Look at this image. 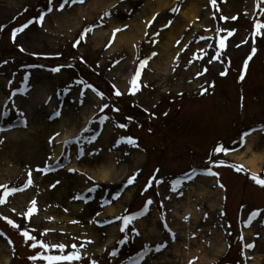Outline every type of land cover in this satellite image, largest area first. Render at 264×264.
<instances>
[{
    "label": "rangeland",
    "instance_id": "1",
    "mask_svg": "<svg viewBox=\"0 0 264 264\" xmlns=\"http://www.w3.org/2000/svg\"><path fill=\"white\" fill-rule=\"evenodd\" d=\"M152 1L117 0L113 7L105 8L100 0H70L67 4L64 0H0V127L29 120L28 128L14 131L23 138L0 131V198L10 188L24 189L29 172L33 181L30 188L0 204V230L5 233L0 235L1 264H46L30 259L41 249L33 250V241H27L22 231L49 245H66L68 253L76 245L83 259L72 264H127L123 253L128 257L140 250L133 249L131 243L123 245L122 253L120 247H105L120 238L121 221L106 227L98 224L137 210L148 198L151 214L139 226L133 223V230L139 231L134 237L140 248L152 249L157 241L166 242V233H151L152 220L159 229L160 221L173 225V209L185 203L188 195L200 207L223 204L220 199L224 191L217 187V179L198 177L190 184L174 186L175 177L186 176L197 167L217 169L223 177L232 214L244 206L240 227L241 232L248 231L243 242L248 253L242 256L232 252L224 260L226 251L213 259L264 264V228L257 225L250 232L245 227V219L256 208L261 209L259 219L264 221V187L251 175L229 167L234 162L228 155L214 151L221 144L236 153L249 145L254 152L264 150V35L256 42L251 35L257 23L264 24V0H217L215 7L211 0H168L170 8L146 15ZM96 3L99 6H94ZM192 4L199 9L194 21L184 16ZM48 6L51 11L46 10ZM177 7L178 13L172 11ZM45 11L48 14L41 26L38 18ZM29 20L34 23L25 24ZM144 21H148L147 26ZM136 24L143 25L145 34L136 43L120 45L117 34L108 47L116 34L113 27L128 33ZM24 25L28 27L13 41L15 30ZM172 25L180 28L166 48ZM89 28L94 32L85 42L83 33ZM260 32L264 33V28ZM253 48L259 53L244 75L246 58ZM144 59L149 62L141 74L139 90L132 94L130 82ZM56 68L60 71H53ZM225 72L227 75H222ZM39 89L49 98L36 95ZM117 90L122 95L117 96ZM242 94L246 96L244 108L238 104ZM26 112L31 115L29 119ZM58 112L61 118H55ZM72 132L71 138L64 139ZM245 133L249 135L241 146ZM128 138L136 144L128 143ZM59 147L62 153L55 160L53 155ZM107 158L116 175L126 173L123 179L96 182L89 174L92 181L84 178L82 169H92ZM56 162L67 163L68 168L48 175L40 171ZM69 164H76L80 171L73 173ZM134 175L135 182L124 189L123 184ZM80 180L83 183L78 187ZM150 184V193L140 196ZM86 188L91 194L82 202H74ZM202 189L207 193L200 197ZM60 192L62 198L57 195ZM14 196L25 198L24 206H18L20 201ZM33 201L37 207L29 219L27 212ZM210 214L207 225L221 232L225 214L220 210ZM9 220L20 228H14ZM234 233H239L238 229L228 230V235L221 237L223 243ZM249 244L255 247H247ZM113 252H119L117 258ZM150 256L146 264H181L172 252L154 261Z\"/></svg>",
    "mask_w": 264,
    "mask_h": 264
},
{
    "label": "bare ground",
    "instance_id": "2",
    "mask_svg": "<svg viewBox=\"0 0 264 264\" xmlns=\"http://www.w3.org/2000/svg\"><path fill=\"white\" fill-rule=\"evenodd\" d=\"M115 1L117 0H100L99 4L102 5V7L105 8H109V7H113L115 5ZM154 2V3H153ZM99 4H95L94 6H99ZM172 6V3L169 2L168 0H154L151 2L150 6L147 8V10H145V14L148 15L149 12H160L163 11L165 8H170ZM198 7L194 4L191 5L190 9L188 10V13H185L184 16L189 17V19L191 20H195L196 18H198L199 12H198ZM150 21V20H149ZM145 22H143L144 24ZM148 23V21L146 22V24ZM142 24L139 25H133L132 26V30L129 31L128 33H121L119 32V35L117 37V42L121 45V44H125V43H136L138 41L139 38H141V36L145 35L143 34V32L141 31L142 28ZM180 28L179 25H172L171 26V30L169 31V33L166 36V48L170 47V43L174 40V38L176 37V33L178 32V29ZM113 29H120L118 26L113 27ZM36 95H40L43 96V99H47L49 98V94L44 92L42 89H39ZM1 111V109H0ZM27 111L29 112V109H27ZM28 112H26V117L29 119L31 115L28 114ZM84 120H86V118L84 117ZM75 134V132H72L70 134L66 135V140H68L69 138H71L73 135ZM7 135H10L11 137L13 136L16 139H19L18 137V132H12L9 131ZM20 138H23V135H21ZM62 153V147H59L56 149L55 153H54V159L57 160L59 159L60 155ZM231 159L234 160L236 163H238L239 165L244 166L246 169H249L250 172H252L253 174H260L262 171V167H263V163H264V150L259 152H254L252 150V145H249L244 152L241 153H236V154H232L230 155ZM74 168L78 171L79 167L74 164L70 166V169ZM83 174L86 176L84 178H87V175L89 174L90 177L94 178L97 181H101V182H115L118 180H121L124 178L126 173H121L118 172L116 175V171H115V166H113L112 161L107 158L106 162H100L96 167L89 169H82ZM115 177H114V176ZM120 175V176H119ZM119 176L118 179H116V177ZM83 183L81 180L78 181L76 184L79 185L78 187L82 186ZM81 184V185H80ZM206 191H204V189H202L200 195L204 196L206 195ZM59 197H63V192H60V194H57ZM130 193L126 194V198H128V200H130ZM13 198H16L18 201L17 204L18 206H24V204L26 203L24 201V199H21V196H14ZM192 196L188 195L186 202L181 204V210L183 211V215L181 214V217L185 215H190L192 216V219L195 221L194 223L197 224V222L199 221V219L201 218V210L200 213L197 212L196 209H194L196 207V204L193 203L192 201ZM16 204V205H17ZM72 208L74 207L73 204ZM220 205H218L217 203H215L214 205H211L210 208L214 211L216 209H220L221 207H219ZM73 210H75V208H73ZM114 210V208L110 209V213H112ZM180 210V209H178ZM176 210V214L179 216V218L181 219L180 215H179V211ZM76 211H78V209L76 208ZM145 222V221H144ZM157 222V221H156ZM143 223V222H142ZM181 230V229H180ZM150 231L151 233H157L161 235V231L158 227V225L155 223L154 220H152V224L150 225ZM174 231H177V228L175 227ZM188 232H184L181 230V233L178 232V235L181 236V241L179 243H175L174 245H172V248L170 250H166V252H164L162 255V258L167 257V255L169 254V252H172L173 255H175L177 258L180 259L181 264H212L213 262H215V259H213L214 256H220V254H222L225 250L226 247L224 246V244L222 243V239L220 234H216L215 238H213L211 240V245L210 248L207 250L202 246H198L195 245L193 246L194 248H192L191 246V242L188 240ZM113 243V241H110L106 246H111ZM103 254V253H101ZM258 263L259 258L258 257ZM170 261V260H169ZM10 262L7 261L6 264H9ZM1 264V263H0Z\"/></svg>",
    "mask_w": 264,
    "mask_h": 264
},
{
    "label": "snow or ice",
    "instance_id": "3",
    "mask_svg": "<svg viewBox=\"0 0 264 264\" xmlns=\"http://www.w3.org/2000/svg\"><path fill=\"white\" fill-rule=\"evenodd\" d=\"M70 0H64V3L67 4L69 3ZM71 2L73 3H76V2H79V3H84L85 0H71ZM212 2V5L215 7L217 5V0H211ZM52 9L50 8L49 11H51ZM60 10L63 11V5H61L60 7ZM172 11L174 12H179L180 9L177 7V8H174ZM48 13L45 12L44 14H42L41 16H39L38 20H39V23L40 25L42 26L43 25V22H44V18L45 16L47 15ZM109 15H111V13H109ZM227 19V18H225ZM152 23H155V19L153 20ZM152 25L149 24V27H151ZM28 25H24L22 26L21 28H18L15 30L14 34H13V41H15L16 39V34L20 33V32H23L25 28H27ZM261 28H264V24H260V23H257L256 25V35H264V33H261L260 32V29ZM124 29H117L116 30V33H119L120 31H123ZM223 31V30H221ZM91 32H94V29L93 28H89L87 29L84 33H83V39L84 41L86 42L87 40V36L89 33ZM115 38H116V34L114 33L113 35V38H112V42L109 43L108 47L110 48L112 46V43L115 42ZM77 47L79 46L78 44L76 45ZM220 46L221 48H224L226 47V44H225V41L224 39H221L220 40ZM24 49L21 48V51H23ZM253 55H255V50L253 51ZM251 56L249 57V61L251 60ZM148 60H144L140 66H139V71L137 72V74L133 77V79L131 80V92L132 94H135L139 88H140V84H139V81H140V77H141V74L145 68V66L148 64ZM119 63V62H118ZM248 70V63L246 62L245 65H244V72L246 73ZM53 71H60L59 68H56V69H53ZM222 75H227V73H222ZM241 79H243V76L241 77ZM91 87V86H90ZM206 91V90H205ZM101 97H103V93H100ZM116 95L119 96V95H122V93L119 92V90L116 91ZM116 111H119V109H116ZM57 115H60V113H57ZM120 127H125V125H120ZM59 135V134H57ZM249 135V133H245L244 134V138L241 139L240 141V144L241 146H243L245 143H246V137ZM127 142L130 143V144H133L135 145L136 144V141L132 138H128L127 139ZM235 150V149H233ZM216 151L218 153H224V154H228V152L230 151L229 149H226L223 145H220ZM229 167H235L233 165H228ZM243 168V166H239L237 167V171L241 170ZM40 171H46V170H43L41 169ZM70 171H73L75 172L76 170L75 169H70ZM205 175H209V176H217L219 175L218 173L214 172V171H211L210 169L204 173ZM29 180L27 181V184L28 186H31L33 181L31 179V172H29ZM138 175V173H137ZM252 180L258 184L259 186L261 187H264V179L260 178L258 175L256 174H252ZM136 180V175L130 177V179L128 180V184H133ZM162 182V181H161ZM177 183H181V181H177ZM221 187H224V185H220ZM53 187H55V185H53ZM149 187H151V185H149ZM4 188L6 189L7 186H4ZM24 189H21V188H13V189H10V190H5L3 192V196L2 198H0V204H4V203H7L8 202V198L9 196L11 195H14L16 192H19V191H23ZM76 199H82L83 197H80V196H77L75 197ZM152 202L151 201H148V204H151ZM33 204V207L31 209V211H29L27 213V216L28 218L30 219L31 216L33 215V213L36 211V202L33 201L32 202ZM147 207V206H146ZM253 218L257 217L260 215V211H257V212H254L251 214ZM139 216L138 215H132V216H127V217H122L121 219L123 220V224H124V227H123V231H127V228H128V225L133 221V220H136L138 219ZM7 219V218H6ZM9 223L12 224V226L14 228H17L19 229L20 226L18 224H15L13 221H10L9 220ZM250 224V222H249ZM21 234L26 238L27 241H33L31 247L33 248V250L37 249V248H40L41 251L38 252L36 255H33L30 257V259L32 261H45L46 264H72L73 261H80L83 259L79 249L77 248L76 245H73L72 248L74 249V251L68 253V246L66 245H63V244H60V245H49L48 243H45L44 241H38L37 238L33 235H30L28 231H22ZM45 235H47V233H45ZM10 243H12L10 241ZM12 247L13 249H15V245L14 243H12ZM247 247L249 248H254L255 245L254 244H249L247 245ZM53 249L57 250L59 253H68V254H52L53 252ZM160 249L157 248V251H159ZM113 255H116L115 252H113ZM93 264H95V262H93Z\"/></svg>",
    "mask_w": 264,
    "mask_h": 264
}]
</instances>
